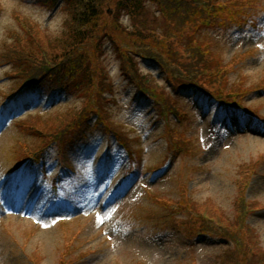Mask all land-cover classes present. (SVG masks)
<instances>
[{
    "label": "rangeland",
    "instance_id": "obj_1",
    "mask_svg": "<svg viewBox=\"0 0 264 264\" xmlns=\"http://www.w3.org/2000/svg\"><path fill=\"white\" fill-rule=\"evenodd\" d=\"M226 1L234 10L245 5L250 10L257 0ZM258 1L264 4V0ZM148 5L152 8L147 7L151 22L162 25L165 17L154 15L156 6L150 2ZM107 8L112 14L116 11L126 26L134 27L135 21L126 10L120 12L112 3H108ZM239 11L242 13L243 9ZM17 15L34 28L41 45L46 47L45 50L38 47L36 50L51 54L54 52L53 42L62 36L70 13L61 10V3L51 10L30 0H0V110L3 92L13 83L7 78L11 67L2 63L1 55L6 51V44H12L10 34L20 31ZM227 23L229 26L226 27L205 28L202 35L212 51L207 52L205 48L207 55L216 54L214 63L221 65L217 73L219 84L212 89L223 84L233 85L241 98L247 95L245 100L249 107L264 115V90L249 91L264 87V35H258L250 26L245 33H236L234 24ZM101 54L105 55L102 63L109 75L105 83L107 94L103 99L110 106L109 121L122 130V125L125 126L127 138L129 135L141 138L140 142L137 138L133 140H136L135 147L140 149L137 152L142 153L145 167L156 168L162 162H168L165 157L168 152L175 151V146L169 147L163 121L154 123L151 116L154 110L150 104L136 100L139 96L136 87L129 84L121 72L119 53L109 44L102 48ZM181 60L186 65H197L196 56L188 53L183 52ZM198 65L202 67L199 62ZM160 68L141 60L144 74L157 75L159 82L168 87ZM222 68L227 70L223 73ZM69 84L70 88L74 86V83ZM161 89L167 91L164 87ZM56 95L54 93L52 97ZM196 97L200 98L197 102L185 98L181 92L172 97V101L178 100L172 105L184 113L180 123L174 116L171 124L176 127V144L183 145L185 151H179L168 164H164H167L166 174H145L142 184L128 194L122 187L120 197L114 193L111 195V190L127 161L117 158L113 167L117 170L116 178L109 183L101 182L106 172L101 166L106 127L100 120L95 121L93 111L100 113L103 119L104 109L92 104L95 109H89L84 118L76 117L65 122L59 131L66 130L71 135L78 132L83 123L89 125L73 141L67 137L59 142L58 147L50 148L47 154L51 175L60 168L58 156L65 154L70 167L75 170L65 179L64 186L76 203L73 201L70 205V199L61 196L54 210L49 204L52 192L40 171L26 176L24 189L18 187L17 177L6 176L7 170L15 165L18 152L27 151L22 144L27 142L33 149V146L47 142L41 143L35 136H45L46 131L62 126L71 116V105L44 110L46 106L35 94L10 103L5 115L0 111V264H226L223 254L228 246L234 249L236 242L228 235H204L195 239L196 232L204 230V225L194 222L195 215L201 217L202 213H212L220 225L226 220L229 226H222L231 231L237 226L243 233H254L252 241L244 240L247 234L238 241H243V252L235 257L238 264H260L261 256L264 257V124L256 120V126L261 130L253 131L251 125L255 120L241 117L242 114L235 110L232 113L248 119L246 126L236 117L229 116V127L226 121H222L210 130V112L207 118L202 114L207 102L198 95ZM108 98H112V102L107 101ZM74 100L78 102L75 106L79 110L85 107L86 99L75 97ZM30 112L32 115L28 116ZM6 119H10V125L5 123ZM18 121L26 124L29 130L38 132H21L14 124ZM224 134L228 137L221 141ZM113 152L116 157L120 156L117 148ZM247 181L250 187H246ZM242 192L247 194L249 202L245 203L250 212L247 218L242 217L243 208L238 207L240 201L242 206ZM181 201L193 208L179 212ZM238 216L243 218L241 224H238L239 219L236 220ZM209 225L215 224L210 222ZM247 247H251L250 251Z\"/></svg>",
    "mask_w": 264,
    "mask_h": 264
},
{
    "label": "trees",
    "instance_id": "obj_2",
    "mask_svg": "<svg viewBox=\"0 0 264 264\" xmlns=\"http://www.w3.org/2000/svg\"><path fill=\"white\" fill-rule=\"evenodd\" d=\"M64 1L66 2L65 9H67V13H70L68 16L69 20L65 24L62 36H59L53 42L55 46L52 45V48H54L53 53L50 52L51 54H48L43 50H36L37 47L40 49L43 48L44 50L46 47L41 45L38 37L33 31L34 28L29 25V23L24 22L20 15L16 16L20 31L15 35L13 32L10 34L12 44H6V51L3 53V55L18 63V65H14V75L18 73L19 76L28 75L34 72V69L38 68L40 64H48L47 66L49 67L46 66L47 70L53 69V74L56 73V76H62L63 74L65 77L61 79L66 83L62 85L63 87H68L70 85L69 83H74L72 89H75L74 87L78 88L75 89L73 93L87 100L85 102V107L81 110L76 108L77 106L75 105H77L78 102L75 100L62 102L60 105L54 107L58 108L64 105L67 108L71 105V116L63 122L62 126H58L54 130L46 131V133L52 134L53 136L58 135L57 137L52 136V139L56 138L57 141L61 142L67 137L70 138L71 134L69 132L66 130L59 132V130L63 127L64 123H67L70 119L79 117L81 120V118H84L87 112L88 101H90L92 97H99L96 91L99 88V78L105 73L102 71L104 67L101 50L102 42L106 37L114 40L119 56H121L126 67L132 69L131 72L138 85L146 87L148 90L150 89L152 93H155L161 100L164 99V97L154 90L157 85V79L154 77L146 78L136 74L137 71L132 66V55L134 52L146 54V56L152 55V58L164 65L172 81H177V83L188 81L186 77L190 78L189 76H191L188 70H196L199 68L203 72H207L210 79H212L213 77L211 76L216 74L215 72L219 70V65L214 63V58L207 57L206 50L201 44L195 41L191 32L198 21H203L212 15L219 14V8L214 9L217 7H212L210 4L221 0H156L162 4L161 16L165 17L166 20L162 25L151 22L150 12L147 10L145 0ZM108 3L114 4L115 9L117 8L120 12L122 9L126 10L128 14L131 15L132 20L134 19L135 21V24H133L134 27L130 28L126 26L120 17H118L119 14L117 15L116 11H114V14H110L107 8ZM154 15L157 16L158 14ZM226 16L238 18L241 16V13L239 10H227ZM187 27L190 28L189 33L191 34L186 33ZM181 40H184L183 44ZM183 52L188 53L190 56H196L199 63L203 62L201 64L202 67H198L197 65H186L181 60V58H183ZM203 60H206V62ZM65 67L69 68L63 71ZM216 78L217 74L214 80H216ZM77 80L79 81L76 84ZM85 82L88 83L85 84ZM71 102L75 103L73 104ZM30 115H32L31 112L28 116ZM248 184L249 181L246 182V187ZM241 198L242 206H240L241 201L238 202V207L243 208L240 214H242L243 218H247L248 207L245 204V194L243 192ZM180 204L181 208L179 212L183 209L193 208L185 206L182 201ZM202 214L203 216L201 217L195 215L194 222L199 226L204 225V230L197 231V235L205 233L214 236L228 235V237L232 238L236 243L234 249L230 246L223 254L227 260L225 263L238 264L236 257L243 252V241L239 243L238 241L243 239V237L246 236L245 234H247V238L244 240L252 241L254 233H250V235H248V233H243L236 225L235 231H231L229 228L224 227L229 226L225 223L226 220H222L221 224L224 225L222 226L212 213ZM243 218H239V216L236 217V220L239 219L238 224L242 223ZM210 222L215 225L210 226ZM217 223L219 225H216ZM250 230L254 231V229ZM250 248L251 247H247V250L250 251ZM258 257L259 256H257V258ZM225 258L221 259L225 261ZM260 264H264V257L262 256L260 258Z\"/></svg>",
    "mask_w": 264,
    "mask_h": 264
}]
</instances>
